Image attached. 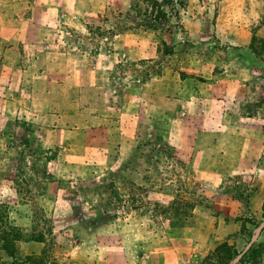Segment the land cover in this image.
Returning a JSON list of instances; mask_svg holds the SVG:
<instances>
[{
	"label": "rangeland",
	"instance_id": "rangeland-1",
	"mask_svg": "<svg viewBox=\"0 0 264 264\" xmlns=\"http://www.w3.org/2000/svg\"><path fill=\"white\" fill-rule=\"evenodd\" d=\"M11 3L0 62L76 113L30 135L0 89V264H264V0Z\"/></svg>",
	"mask_w": 264,
	"mask_h": 264
},
{
	"label": "crops",
	"instance_id": "crops-1",
	"mask_svg": "<svg viewBox=\"0 0 264 264\" xmlns=\"http://www.w3.org/2000/svg\"><path fill=\"white\" fill-rule=\"evenodd\" d=\"M37 1L38 0H34V1L33 0H12V3L8 5L9 6L8 10L9 12L12 13V15H14L13 14V11H14V13H16L14 16L18 14L23 15L25 12L28 13L29 11L38 12V10L41 11V9L38 6H36L38 5L36 4ZM85 7L87 6L85 5L84 8ZM9 12L6 11V15H8L7 13ZM82 14L83 16H85L86 13L84 12ZM3 17L4 15L0 13V37L2 36L3 32L9 31L7 27L11 25L10 22L3 19ZM64 17H65L64 18L65 23L71 24V23L76 22V19L72 20L69 15H65ZM72 18L74 17L72 16ZM17 37H21V34H19V36ZM11 49H13V47ZM27 56L32 57V54L29 55V53L23 52V50L22 51L16 50V52L5 51L2 54L3 61L0 62V89L5 90V91H18L19 93H17L15 97L14 96L7 97L5 100H2L1 103L4 106V110L7 111L5 115L6 119L10 120L11 118H14V117L17 121L21 119L22 122L18 126H24V127L28 126L31 129V132H33V133L30 132L31 133L30 135H33L37 129H40L39 119L41 117L43 116L52 117L55 121H57V123L61 119L63 121L69 122L70 119H73L75 117L76 112L73 110L72 101L70 102L65 99H60V97H54L52 92L48 93L46 99H42V100H46V105L48 108H50V110L49 109L42 110V108L45 106L44 102H41L40 99L37 101L38 97H36L38 95L39 96L41 95L40 87L42 86L41 85L39 86L38 82L41 78L42 72L41 73H38V71L33 72L32 66H30V64L26 66L24 65V63L22 62V59L26 58ZM34 57L37 60L38 54H35ZM35 69H36V66H35ZM261 78L262 77L256 76L254 78V81L258 80L257 82L260 83ZM45 83H48V82H45ZM50 84H51V87L54 88V90L59 89L58 85L57 86L55 85L56 82H53L52 80H50ZM258 91L261 92L262 89L259 88ZM49 95H51V97H49ZM32 98L34 100H31ZM163 98L169 100L168 98H166V96L165 97L163 96ZM52 108H55V110H51ZM104 108L105 109H102V111H106V113H111V109L109 108V106L105 105ZM116 111L120 112V110L118 109H116ZM102 117H109V116L105 115ZM241 118L247 121L250 120L248 117H241ZM254 118L255 117H252V120ZM103 119L108 120L107 118H103ZM260 122H262V120H260ZM68 127L67 129L61 130L58 128V125H56L53 128L52 130L53 143L55 142L59 143V140H60L59 132H70L69 131L70 129ZM18 128L22 129V127H18ZM22 131L25 132V129ZM27 133L29 134V132ZM165 135L170 137L169 134H165ZM118 139H119V141L117 142L118 145L115 146V148L123 149V144H124V139H125L124 132H119V134L116 135V140ZM69 144L70 143H67L68 146H70ZM64 149L66 148H63V150ZM70 150H71V147L68 148L67 152H69Z\"/></svg>",
	"mask_w": 264,
	"mask_h": 264
},
{
	"label": "trees",
	"instance_id": "trees-1",
	"mask_svg": "<svg viewBox=\"0 0 264 264\" xmlns=\"http://www.w3.org/2000/svg\"><path fill=\"white\" fill-rule=\"evenodd\" d=\"M262 218L264 219V207L262 208ZM263 230H264V228H263ZM4 239H1V249L4 251V252H6V251H8L7 249H8V246H7V243H8V241H6V240H8L7 239V237L5 236V237H3ZM38 242H41L40 240H38ZM220 249H222V250H229L227 247H225L224 245L223 246H221V247H219ZM227 248V249H226ZM236 252L234 251V252H230V259L229 260H232V259H234L235 257H236V254H235ZM43 254V250H41V253H40V255H42ZM12 260H11V263L12 262H14V261H16V259H14L13 257L11 258ZM25 261L23 262L24 264H41L40 262L43 260L42 259V257H36V258H34V257H30V256H27V257H25V258H23ZM36 262V263H35Z\"/></svg>",
	"mask_w": 264,
	"mask_h": 264
}]
</instances>
